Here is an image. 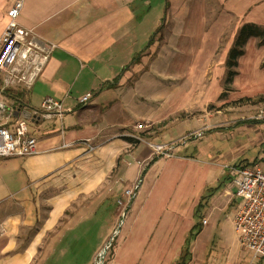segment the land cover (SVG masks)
I'll list each match as a JSON object with an SVG mask.
<instances>
[{
  "label": "crops",
  "instance_id": "obj_1",
  "mask_svg": "<svg viewBox=\"0 0 264 264\" xmlns=\"http://www.w3.org/2000/svg\"><path fill=\"white\" fill-rule=\"evenodd\" d=\"M146 1L23 0L19 23L33 29L42 45L56 47L30 88H12L3 99L18 104L15 116L23 118L43 98L56 97L64 115L62 120L26 118L38 152L0 159V264H46L39 258L49 255L60 237L84 218L77 215L107 202L115 212L117 195L136 180H141L140 189L130 207L135 212L128 215L127 231L110 264H176L197 224L195 212L206 190L213 194L201 210L209 218L215 217L216 208L239 199L230 173L202 164L200 156L209 153L205 134L178 146L169 159L153 154L150 143H170L198 130L193 125L182 132L185 121L204 124L198 128L206 122L203 113L186 115L204 104L191 94L187 66L157 70L166 45L147 68H139L141 59L152 58L149 50L163 25L149 39L141 5ZM222 1L239 26L264 28V0ZM12 5L0 0V36ZM173 73L183 75L173 78ZM142 77H149L143 79L150 86L146 92ZM84 95H89L86 103L80 101ZM179 98L181 103H174ZM141 122L145 126L140 129L136 125ZM256 124L261 126L257 141L262 154L245 160L251 165L264 164V122ZM136 134L142 139L132 144L128 137Z\"/></svg>",
  "mask_w": 264,
  "mask_h": 264
},
{
  "label": "rangeland",
  "instance_id": "obj_2",
  "mask_svg": "<svg viewBox=\"0 0 264 264\" xmlns=\"http://www.w3.org/2000/svg\"><path fill=\"white\" fill-rule=\"evenodd\" d=\"M166 1L147 0L141 4L147 15L149 39L155 28L163 25L160 33L153 38V46L149 50V53L153 52L152 58L141 59L139 68H147L163 45L167 49L164 51L165 58L159 64L164 63L161 66L158 64L157 70H166L168 66L172 69L187 66L189 82L193 83L191 94L204 100L203 106H193L191 114L186 113L187 116L205 114L207 129L203 143L208 146L205 150L209 153L200 156L202 164L227 171L224 164L257 158L262 153L258 151L257 141L261 126L256 123H263L264 120L254 118L260 110H264V101L260 98L264 95V45L257 37L248 40L236 69L240 77L227 85L225 61L240 28L238 21L225 10L222 0H168L169 7L165 10ZM7 2L12 5L15 0ZM149 39L144 41L145 46ZM183 74L173 73L172 76L177 78ZM144 78L149 77L141 78V90L146 92L150 86L147 80L143 82ZM178 100L174 103L180 104L181 98ZM201 124L185 121L181 129L184 132L194 125L192 130H195ZM236 125L241 128H231ZM210 144L214 146L213 150L209 148ZM123 181L120 180L121 184H124ZM121 184L117 187L120 188ZM211 191L208 189L205 194ZM110 203L89 208L85 215H77L84 218L72 225L67 233L64 229L61 231L62 235L65 234L59 236V244L53 245L55 249L49 255L45 253L39 258L41 263L46 260V264H110L124 238L123 233L127 231L128 215L135 212L130 209L132 204L124 208L118 202L116 211L112 212ZM239 203L240 199H236L232 204L216 208L212 218L204 209L201 210V218L199 215L195 217L196 225L198 228L205 225L204 218H208V225L203 227L196 242H190L188 251L182 249L176 264H184L188 260L187 264H248L250 252L241 245L233 222ZM76 220L77 217L73 222Z\"/></svg>",
  "mask_w": 264,
  "mask_h": 264
},
{
  "label": "built area",
  "instance_id": "obj_3",
  "mask_svg": "<svg viewBox=\"0 0 264 264\" xmlns=\"http://www.w3.org/2000/svg\"><path fill=\"white\" fill-rule=\"evenodd\" d=\"M23 0H15L7 12L8 23L0 36V159L28 157L38 152L37 138L29 131V119H63L64 108L59 98L47 96L41 100L38 108L26 111L24 117H16L18 104L3 99L7 91L15 87L30 88L56 47L55 44L42 45L37 34L31 28L23 27L18 16L23 8ZM89 95L80 101L86 103ZM264 120V110L254 118ZM138 128L144 124L138 123ZM206 128L190 131L180 139L170 143H150L154 156L171 158L178 146L189 139H197L205 134ZM136 139H142L134 136ZM95 147L89 145V149ZM224 169L232 175L236 185L235 195L240 203L233 219L241 245L247 249L251 258L248 264H264V164L246 165L243 168L224 164ZM141 180H136L116 199L118 205L127 208L140 189ZM125 217V213L122 214ZM208 222L207 218L203 223Z\"/></svg>",
  "mask_w": 264,
  "mask_h": 264
},
{
  "label": "trees",
  "instance_id": "obj_4",
  "mask_svg": "<svg viewBox=\"0 0 264 264\" xmlns=\"http://www.w3.org/2000/svg\"><path fill=\"white\" fill-rule=\"evenodd\" d=\"M167 6L169 7V3L167 0ZM239 30L234 38V43L232 45V47L229 49L228 54H227V58L225 61V69L226 71V78H225V84H229L231 83L235 76L238 75V70L237 67L239 65V59L241 56H243V54L245 53V45L248 43V40L250 38L253 37H257L258 41H260V44L264 45V28L261 26H258L256 24H250V23H244L242 25L239 26ZM260 98H262L261 100L264 101V95L261 96ZM142 134H145L142 132ZM138 136V135H136ZM141 136V134L139 135ZM146 136V135H145ZM128 140L132 143V144H136L137 140L134 137H128ZM156 158H154L152 160L155 161ZM234 167H238V168H243V166L246 165H251L248 162H246L245 160L242 161H237L235 163L231 164ZM226 170V169H225ZM228 173H230L229 170H227ZM143 173H145L143 171ZM230 176V175H228ZM232 176V175H231ZM213 194V192L211 191L209 194H204L201 197V202L198 205L197 209H196V215H199L200 217V210L201 207H203L204 204H206L210 198V196ZM201 218V217H200ZM194 229L190 232V234L188 235L186 241H185V245H184V249L186 251H188V247L191 244L190 242L200 233L201 228H198L197 225H194L193 227ZM189 261V260H188ZM188 261L184 264H187ZM179 263V261H178Z\"/></svg>",
  "mask_w": 264,
  "mask_h": 264
}]
</instances>
